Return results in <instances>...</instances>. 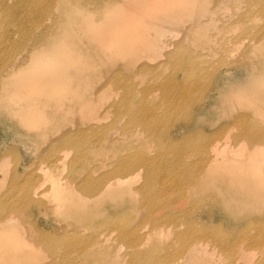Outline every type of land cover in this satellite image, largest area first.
<instances>
[{
  "label": "bare ground",
  "instance_id": "6f19581e",
  "mask_svg": "<svg viewBox=\"0 0 264 264\" xmlns=\"http://www.w3.org/2000/svg\"><path fill=\"white\" fill-rule=\"evenodd\" d=\"M65 1L67 0H30L31 9L39 14L38 18L32 15L36 26L44 25L43 31H32L21 41L31 61L35 54L47 52L46 46L52 42L55 36L52 31L56 26L57 14L60 7L67 3ZM73 1L75 8L83 16V26L87 32L94 33V38L100 43L102 40L110 42L107 46L111 47L112 44H118L119 41L127 39L131 42L138 37L143 38L142 42L146 43L145 39H149L150 35L145 33L147 25L142 15H146L151 10L168 9L176 3L182 4L188 0ZM201 1L197 0V3L199 4ZM229 1L232 0H211L209 6L203 5L199 8H203L204 16L208 18V22L213 21V19L227 22V15L217 11L220 8L225 9ZM243 1L246 0H239V2ZM0 2V20H2L8 11L5 1L0 0ZM128 5L131 6L132 14H130L131 10L129 12V9H125V6ZM254 7L264 9V0H257V5ZM124 12L130 16L124 20V25H121L120 21L123 18L122 14H125ZM32 13L33 11L28 12V15ZM134 13L136 15H133ZM94 15H98V18H94ZM258 15L264 17V11ZM252 16L251 11L248 14H243V17L247 18ZM69 22L68 19L66 23ZM66 23L64 28H66ZM203 24H199L198 28H202ZM21 27L24 28V25ZM108 27L111 28L105 32L106 37L97 35ZM25 31L26 29L22 30L23 34ZM204 32L210 35L211 30L205 29ZM260 34L261 38L257 40L264 44V26L261 28ZM28 42H31L33 50H27ZM151 43L145 45L147 47L151 44L150 56H166L164 64L170 69L169 75L160 78L159 74L155 73V78L152 81L141 80L126 83L122 76H132L137 71H152V68L142 63L145 59H137L132 60L129 64L126 61H118L116 63L118 67L115 70L117 76H111L114 86H122L123 88V94L120 95L117 102H113L111 105V111L114 113L112 116L119 115L127 118L122 126L123 135L114 136L112 133L109 134V131H105L101 134H94V136L82 134L77 139L69 138L68 134L80 131V125L83 123L90 129L97 120L104 119L106 121L108 111L104 109L98 112V103L93 96V99L88 98L84 101L80 111L86 115V122L77 115L73 120L70 119V128L63 131L64 127H60L62 132L59 137L61 139V153L56 157V161L63 162L66 159L64 157L67 153L66 148L72 145L79 148L82 143L86 144L96 140L93 143L95 148L91 149V158L85 160L83 166L73 171L75 183L70 181V186L68 184L63 185L64 212L67 216L79 215L76 217L79 218L76 223L79 222L80 215L84 214L83 206H79L80 201L88 202L85 206L86 209L106 204L113 200L117 191L129 189L127 179L130 178V175L141 172L143 182L135 189L143 191L144 197L137 204V208L142 212L143 218L149 221L150 228L154 230L152 234L158 235L154 240H151V249L149 250L143 245L145 236H149L148 233H143L142 236L134 230L130 208L119 214L112 211L114 219H111L109 214V217H104V219L86 218V221L81 224L75 223V225H80L76 227L66 228L67 222L63 219L65 226H60L61 228L54 231L44 230L38 224L25 228L24 225L17 227L13 218L20 216L23 208L37 206L40 212L46 211L47 208V203L41 198L40 182L35 181L32 172H25L20 174L15 181L11 178L13 183L11 188H8L0 197L1 259L9 260L12 264H219L221 259H226L228 261L226 264H264V253L256 254L251 251L255 247L264 249V202L255 205L256 208L252 210V213L243 218L227 216L233 222V228L225 232H221L217 225H211L206 230H200L196 225L195 227H188L184 232L179 233L182 237L183 247L176 257L172 254L173 241L166 242L164 240V236L170 234L165 223L169 215L165 216L159 213L161 208L156 200V197L163 191L161 185L163 177L166 176L173 180L182 179L192 184L193 187L204 186L206 189L210 184L209 179L219 175L220 171L228 167L233 168L234 164H243L242 167L236 168L242 170L240 176L242 178L245 176L254 178L253 184L264 189V180L258 181L260 178L264 179V165H262V163L264 164V159H262L264 152L260 148L264 147V128L258 124L248 125L247 118H243L241 115L236 117L234 115L225 123L221 122V126L216 129H213L210 123L204 128L196 126L199 121H204L201 112L197 113L202 109V104L207 99L208 95L204 96V94L211 92L214 80L216 83L218 74L223 69L237 62L238 59L234 53L222 55L216 60L200 61L191 53L188 55L181 54L180 48L169 50L167 46H170L171 41L164 40L159 43ZM131 49L132 46L130 49H119L117 55H124L129 51L133 52ZM10 50H12V46H9L8 51ZM44 56V58L43 55L34 58L31 71L25 75L24 72L29 66L24 68L16 80H21L27 84L33 83V88L27 87L24 90L26 94L38 93L37 85L41 84L42 81L44 85L48 83L51 85V99H59L60 101V99L68 97L66 93L71 89V77L76 76L83 79L87 76V72L74 69L69 74L65 71L63 62L56 64L50 61L47 54ZM68 59L70 63L75 62L73 58ZM24 62L21 59L17 63L9 64L8 69L2 74L0 110L6 108L5 103L15 102L23 116H34L38 115L37 112H27L25 108L41 104L43 99L7 101L4 100L3 95L4 85L8 83L11 72L14 69L19 70L20 64ZM119 63H124L126 66H121ZM53 67L58 68L57 75L53 78L42 79L45 76H38ZM178 72L181 73V77L176 76ZM56 82L58 84L52 85ZM99 89L98 86L93 87L90 92ZM152 89L156 91L155 94L151 92ZM75 95L83 96L84 93H76ZM152 95L157 98L154 103L152 102ZM192 109L194 111L191 112ZM74 110V106L65 109L59 107L60 126L68 122L67 116L69 114L72 116ZM93 111L96 113L89 116L91 114L89 112ZM72 126H75V130L69 133ZM230 126L236 130L233 131ZM107 138L109 140L103 141ZM221 138H226V142L243 140V143L249 148L245 158L230 156V153H222ZM106 142L108 144L105 146ZM255 146L258 149L254 150ZM107 151L119 152L114 163L106 164L97 160L99 155H103ZM125 151L129 152L125 153ZM193 154L200 156L188 161V158H191ZM98 170L100 172L94 175ZM193 194L195 195V193ZM59 195L60 193L57 192L55 197L58 198ZM200 198L205 201L209 200L207 196H202L200 193L198 196H194L192 203L194 199L200 201ZM219 205H221V201ZM59 209L56 204L53 212L60 213ZM175 210L193 221L200 212L195 207L179 210V208L176 209V205ZM206 213L201 214L199 218L202 216L205 218L211 214L209 211ZM211 218L207 224H210ZM102 220L106 229L116 231L118 237L126 242L128 246L126 251L116 252L110 243L94 241L93 238L97 237V228L98 225L102 224ZM178 225L180 223H175V226ZM203 240H209L210 247H207V243ZM240 242H246L247 246L237 247ZM39 246L45 247V252L42 254L38 251ZM156 253L163 254L164 257L162 259L149 258L143 263H139L140 255L149 256L156 255ZM42 257H54V259L45 261L41 259Z\"/></svg>",
  "mask_w": 264,
  "mask_h": 264
},
{
  "label": "rangeland",
  "instance_id": "374dc122",
  "mask_svg": "<svg viewBox=\"0 0 264 264\" xmlns=\"http://www.w3.org/2000/svg\"><path fill=\"white\" fill-rule=\"evenodd\" d=\"M4 1L8 13L4 19L0 20V86L2 85V74L8 69L9 64L17 63L21 59L25 61L20 64L19 70L14 69L11 72L8 83L4 85V100L34 101L43 99L41 104L25 108L27 112H37L38 115L23 116L15 102L5 103L6 108L0 110V197L8 188H11L12 179L15 181L20 174L32 172L35 181L40 182L41 198L47 203L46 211L42 212L38 210L37 206L23 208L21 215L13 218L17 227L24 225L25 228L38 224L44 230L54 231L65 224L63 219L67 222L66 228L80 226L75 225L79 219L76 217L79 215L67 216L64 212L63 185L68 184L70 186V181L74 182L73 171L83 166L85 160L91 158V149L95 148L93 143L96 140L86 144L82 143L79 148L75 145L66 148L67 153L64 156L66 159L63 162L56 161L57 155L61 153V139L59 137L62 132L60 127H64L63 131L70 128V119L73 120L77 115L86 122V115L80 112L82 105L85 100L88 98L93 99V96H95L94 98L98 103L97 111L104 109L108 111L106 121L104 119L97 120L90 129L83 123L80 125V131L68 134L69 138L77 139L82 134L94 136V134H101L105 131H109V134L112 133L114 136L123 135L121 132L122 126L127 118L119 115L114 117L112 116L114 113L111 111V105L113 102H117V99L123 94V88L122 86L115 87L111 76H117L115 70L118 67V64L116 65L118 61H126L129 64L132 60L137 59H145L142 63L152 68V71H137L132 76H122L126 83L141 80L152 81L155 78V73H158L160 78L169 75L170 69L164 64L166 56H150L151 42L171 41L170 46H167L169 50L180 48L181 54L188 55L191 53L200 61L216 60L222 55L234 53L238 59L237 62L223 69L218 74L216 83L214 80L211 92L204 94V96L208 95L207 99L202 104V109L197 111V113L201 112L204 121H199L196 126L204 128L210 123L213 129H216L221 126V122L225 123L234 115L235 117L241 115L243 118H247L248 125L258 124L264 128V44L257 40L261 38L260 32L264 26V17L258 14L264 9L254 7L257 5V0L243 2L232 0L226 4L225 9H218V13L227 15V22L218 19L208 22V18L204 16L203 8H199V6H209L211 0H202L199 4L197 0H188L182 4L176 3L168 9L151 10L146 15H142L147 25L145 33L150 35L149 39H145L146 43L142 42L143 38L138 37V39L131 42L127 39L119 41L118 44L114 43L111 47L107 46L110 42L102 40L100 43L94 38V33L87 32V29L83 26V16L75 8V2L67 0L65 1L67 3L60 7L57 14L56 26L52 31L55 36L52 42L47 44V52L35 54L32 61L29 59V54L21 41L32 31L41 32L44 30V25L36 26L32 17L34 15L38 18L39 14L31 9L30 0ZM125 9H129V12L131 10L130 14H132L131 6H125ZM32 11L33 13L28 15V12ZM249 11L252 12L253 16L243 17V14H248ZM124 13L120 21L121 25H124V20L130 16L127 12ZM94 18L97 19L98 15H94ZM68 19L70 22L66 23ZM172 20L174 22H171ZM65 23L66 28H64ZM201 23L204 24L199 29L198 25ZM21 25H24V28ZM110 28L103 29L97 35L106 37L105 32ZM23 29H26L24 34ZM205 29L211 30L210 35L204 32ZM148 43L151 44L146 47L145 45ZM229 43H232V45ZM227 45L228 47H225ZM9 46H12L10 51H8ZM131 46L133 52L129 51L124 55H117V50L130 49ZM27 50H33L31 42H28ZM220 50H223V52H220ZM46 54L51 62L56 64L63 62L65 71L69 74L74 69L87 72V76L83 79L76 76L71 77V89L66 93L68 97L60 99V101L59 99H51V85L48 83L44 85L42 81L41 84L37 85L38 93L26 94L24 90L27 87L33 88V83L27 84L21 80H16L20 77V72L24 68L29 66L24 72L25 75L31 71L34 58L39 57V55H43L44 58ZM67 55L69 56L66 57ZM68 58L75 59V62L70 63ZM119 64L126 66L124 63ZM57 71L58 68L53 67L38 76H45L42 79H51L57 75ZM176 76L181 77V73H176ZM56 84L58 82L52 85ZM97 86L100 87L98 91L90 92L93 87ZM151 92L156 93L153 89ZM76 93H84V95H75ZM151 98L153 103L157 101V98L153 95ZM69 106L75 107L73 115L69 114L67 116L68 122L60 126L59 107L65 109ZM192 111L194 110L192 109ZM89 113H91L89 116H93L96 112ZM232 127L230 126V128ZM74 130L75 126H72L69 133ZM232 130L235 131L236 129L232 128ZM107 140L109 138L103 141ZM107 144L108 142L105 146ZM220 144H222V153H230V156L245 158V154L249 150L241 139L226 142V138H221ZM256 146L254 150L258 149ZM260 148L264 152V147ZM128 152L125 151V153ZM118 153L107 151L104 153L106 155H99L97 160L106 164L114 163ZM199 156L193 154L191 158H188V161ZM62 164L64 165L62 166ZM234 165L233 168H225L219 172V175L210 178V184L206 189H204V186H200V188L193 187L192 184L182 179L173 180L165 176L161 180L163 191L156 197V200L161 208L159 213L165 216L169 215L165 223L170 234L165 235L164 240L166 242L173 241L172 254L175 257L179 255L183 247L182 237L179 233L184 232L188 227H195L196 225L200 230H206L211 225H217L221 232H225L233 228V222L227 216L230 218H243L252 213V210L256 208L255 205L264 202V189H260L257 184H253L254 178L247 176L242 178L240 176L242 170L236 168L242 167L243 164ZM262 165L264 164L262 163ZM99 172L100 170L96 171L94 175ZM262 180L264 179L260 178L258 181ZM127 182L129 189L117 191L113 200L106 204L86 209L85 206L88 202L80 201L79 206H83L84 214L80 215V220L76 224L85 222L86 218L89 217L104 219V217L110 216L111 219H114L112 211L119 214L130 208V215H132L134 222L132 226L142 236L143 233H148L149 236L144 235L143 245L150 250L151 240H154L158 235L152 234L154 230L150 228L149 221L143 218L142 212L137 208V204L144 197L143 191L135 189L143 182L142 173L136 172L134 175H130ZM57 192L60 193L58 198L55 197ZM200 193L202 196H207L209 200L205 201L200 198L199 201L194 199L192 203L194 196H198ZM184 196L186 197L184 198ZM220 201L221 205H219ZM56 204L60 208V213L53 212ZM175 205L176 209L179 208V210L195 207L200 211L199 215L194 221L190 220V218L176 211ZM208 211L211 213L209 216L199 218L201 214H207ZM210 217H212L210 224H207ZM101 222L102 224L98 225L97 228V237L93 238L94 241L110 243L116 252L126 251L128 249L126 242L118 237L116 231L106 229L103 220ZM175 223H180V225L175 226ZM203 241L207 243V247H210L209 240ZM240 246H247V243L240 242L237 247ZM38 251L42 254V252H45V247L39 246ZM251 251L256 254L264 253V249L261 250L257 247ZM156 257L162 259L164 255L159 253L149 256L140 255L138 261L143 263L146 259H155ZM41 259L51 261L54 257H42ZM226 263H228L226 259H221L219 262V264ZM0 264L12 263L9 260L0 258Z\"/></svg>",
  "mask_w": 264,
  "mask_h": 264
}]
</instances>
